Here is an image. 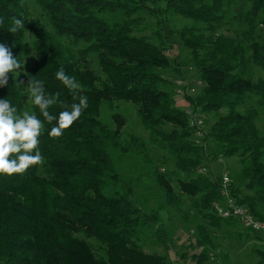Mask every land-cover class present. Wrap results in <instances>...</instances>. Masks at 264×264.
Instances as JSON below:
<instances>
[{
    "label": "trees",
    "instance_id": "trees-1",
    "mask_svg": "<svg viewBox=\"0 0 264 264\" xmlns=\"http://www.w3.org/2000/svg\"><path fill=\"white\" fill-rule=\"evenodd\" d=\"M161 1L163 8L157 5ZM36 2L45 20L31 17L28 0H0V43L21 63L34 56L27 75L13 79L9 74L0 99H8L18 114L35 112L45 124L43 164L24 174L0 175V264H178L172 250L182 259L189 256L180 251L186 248L179 249L160 211L173 207L189 221L185 197L204 220L196 225V244L190 245L203 249L191 258L194 264H210L215 248L210 228L238 223L216 215L214 202L222 198L218 177L201 172L219 156L240 157L241 169L231 173L232 193L264 221V133L259 127L264 126V77L255 79L252 73L255 67L264 71V0H242L241 10L235 9L230 19L241 27L236 38L223 33L234 0ZM143 11L156 19L157 42L140 33ZM171 12L193 23L171 27ZM13 17L25 25L15 34L8 31ZM178 43L191 50L205 84L186 99L195 112L214 118L201 145L185 108L176 105L167 89L171 81L164 71L172 61L183 66L179 55L171 60ZM61 66L82 85L76 99L55 78ZM30 77L43 82L46 95L59 92L66 105L87 97L81 117L58 138L48 136L56 121H44L28 102ZM21 80L23 85H17ZM122 102L135 105L148 140L137 134L124 137L128 119ZM63 110L59 102L49 108L56 117ZM149 143L168 150L186 178L175 182L162 173ZM136 156L149 165L164 192L157 209L142 207L133 178L123 172L125 158ZM110 187L112 194L106 192ZM146 230L163 253H148L139 245ZM254 251L257 264H264V247Z\"/></svg>",
    "mask_w": 264,
    "mask_h": 264
},
{
    "label": "rangeland",
    "instance_id": "rangeland-1",
    "mask_svg": "<svg viewBox=\"0 0 264 264\" xmlns=\"http://www.w3.org/2000/svg\"><path fill=\"white\" fill-rule=\"evenodd\" d=\"M241 1L234 0V4L231 7V11L228 15L225 31L223 33L231 35L236 38L239 29L241 27L238 24L233 23L230 19V16L234 15L237 11L236 8L241 10ZM28 5L30 8L31 17L33 19H42L45 20L44 12L39 8L36 0H28ZM152 7L154 4L150 3ZM160 8L165 7L163 1L157 4ZM156 5V7H157ZM142 15L145 17V24L142 26L141 34L147 35L150 39L157 42V38L154 34L156 30L155 21L156 19L149 15L146 11L142 12ZM169 20L171 27L176 29H181L186 25L193 23L192 20L179 15L178 13L171 12L169 14ZM48 24V23H47ZM50 28V25H48ZM261 28L263 25L260 26ZM264 28V27H263ZM65 40V39H64ZM68 44L69 41L65 40ZM174 55L171 57V60L179 55L180 61L183 66H177L176 63L172 61L171 67L168 70L164 71L165 75L171 81L169 85L170 88H167L172 93V97L175 100L177 106L182 109H186L189 106V100L176 97L174 94L176 81L178 79H184L189 82V88L192 90V95L199 93L204 87V81L199 78L197 69H195L192 62V53L191 50L186 48L181 43L175 47ZM34 62V56H31L27 59L26 64L23 65V70L20 71V74H25L27 72L28 66L32 65ZM175 68L181 70V75L175 71ZM96 69V68H95ZM252 73L253 78L264 77V71L259 68H253ZM174 89V91H173ZM122 112L126 115L128 121L125 126V138L128 134H137L144 138L145 140L149 139L148 133L143 129L140 124L137 109L135 105L131 102H122L121 103ZM245 107L242 108L244 110ZM227 110H223V113ZM109 115L108 109L104 106L103 116ZM206 130L208 131L210 125L213 123V115L204 114ZM260 130L264 133V126L259 124ZM170 125L166 126L167 130H170ZM150 155L155 159V164L160 167L162 173L171 177L175 182L178 179H185V173L177 169L174 161L173 155L168 151L164 150L158 145L149 143ZM211 146L213 147L214 145ZM214 149V147H213ZM212 151V150H211ZM240 157H224L222 162H218V159L214 160L210 167L213 170V174H220L222 171V166L225 165L231 171L232 175L236 170H240ZM123 172L126 176L132 177L135 182V190L137 197L142 201V207L151 211L157 209L159 204L164 200V192L161 190V187L156 182V179L150 173V168L147 163L143 160L141 156L136 157H126L123 163ZM202 172V171H201ZM114 188L110 187L106 192L112 194ZM183 209L185 213L189 216L190 220L183 218L175 208L167 207L160 211L162 221L165 224L168 231L173 235L175 241L180 246L184 245L186 249H180V251L186 252L189 257L182 259L178 257L177 252L172 250L170 256L178 264H194L195 262L191 258L193 253H199L203 248H192L190 245L196 244V225L197 223L203 222L202 215H199L198 212L192 206V202L189 198H184ZM214 239H215V248L212 252V258L210 264H257L258 256L255 254L254 249L264 247V233H254L250 232L249 234L244 231V228L239 223H231L229 225H224L221 229L210 228ZM139 245L148 253H163L164 248L161 246L155 235L152 231H145V234L141 237Z\"/></svg>",
    "mask_w": 264,
    "mask_h": 264
},
{
    "label": "clouds",
    "instance_id": "clouds-1",
    "mask_svg": "<svg viewBox=\"0 0 264 264\" xmlns=\"http://www.w3.org/2000/svg\"><path fill=\"white\" fill-rule=\"evenodd\" d=\"M12 25L8 31L13 34L25 27L22 20L15 17L12 18ZM24 63L25 60L21 63L13 56L9 47L0 43V87L7 86L10 73L13 79L18 77ZM55 78L73 93L74 99L76 94L82 91V85L74 77L66 74L63 66L55 73ZM23 83L21 80L17 85ZM27 94L28 102L39 109L44 121L49 124L56 121L55 126L48 132L51 138L60 137L88 107V100L84 95L78 97V103H72L70 106L60 101L59 92L55 95H46L43 82L32 77L27 83ZM58 102L65 110L56 117L50 114L49 108ZM44 130L45 124L35 112L24 111L18 114L17 108L12 106L8 99H0V175L24 174L31 167L43 164L40 137Z\"/></svg>",
    "mask_w": 264,
    "mask_h": 264
},
{
    "label": "built area",
    "instance_id": "built-area-1",
    "mask_svg": "<svg viewBox=\"0 0 264 264\" xmlns=\"http://www.w3.org/2000/svg\"><path fill=\"white\" fill-rule=\"evenodd\" d=\"M262 25V24H261ZM172 50L167 51L168 55H172ZM175 95L176 97L186 99V95H191L192 90L189 88V82L184 79H178L176 81ZM186 112L190 117V124L194 128V138L196 143L203 144L206 130L205 120L202 115L195 112L191 103L186 107ZM223 156H219L218 162H222ZM203 173L213 174V170L209 167H203L201 169ZM215 179L218 177L219 186L222 198L214 202V210L216 215L223 219H235L242 227L250 229L257 233H264V221L259 220L250 209L238 202L236 196L232 193V175L227 166H222L220 174H213Z\"/></svg>",
    "mask_w": 264,
    "mask_h": 264
}]
</instances>
